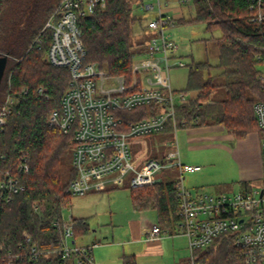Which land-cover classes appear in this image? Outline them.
I'll use <instances>...</instances> for the list:
<instances>
[{
	"label": "trees",
	"instance_id": "1",
	"mask_svg": "<svg viewBox=\"0 0 264 264\" xmlns=\"http://www.w3.org/2000/svg\"><path fill=\"white\" fill-rule=\"evenodd\" d=\"M16 1L0 0V55H8L0 90L10 88L17 98L0 132V180L8 174L16 176L25 190L12 195L9 201L0 199V243L16 251L20 244L26 250L36 246L42 251L36 258L25 257L16 264H73V260L49 252L63 244L66 222L62 211L70 201L68 186L78 176L73 165L67 167L71 135L47 122L50 112L60 107L70 71L46 60L51 32H41L44 20L18 25L21 21L9 18L11 12H17ZM250 1L192 0L195 16L189 21L204 22L206 30L221 31L222 35L214 38L219 60L217 64L192 63L188 90L195 91V95L176 107L175 117L165 129L222 125L238 139L255 131L262 134L254 106L264 101V72L258 68V63L264 62V22L252 20ZM135 4V0H108L104 8L97 7L93 15L80 19L86 62H97L112 74L130 76L135 56L146 51L149 41L143 18L134 13ZM136 26L145 32L138 42L133 39ZM219 88L224 96L217 98ZM23 158L29 166L27 173L19 168ZM178 183L179 179H160L154 184L130 187L133 208L154 210L163 228L179 226ZM243 183L248 187L246 181ZM69 223L75 238L91 230L84 217L71 216ZM24 232L31 236V242H27ZM197 254L202 264H244L242 250L235 246L231 233L219 235ZM0 264L8 263L2 260ZM123 264H137L135 255H124Z\"/></svg>",
	"mask_w": 264,
	"mask_h": 264
},
{
	"label": "built area",
	"instance_id": "2",
	"mask_svg": "<svg viewBox=\"0 0 264 264\" xmlns=\"http://www.w3.org/2000/svg\"><path fill=\"white\" fill-rule=\"evenodd\" d=\"M180 1L188 5L192 3V0ZM107 2L59 0L41 31L51 32L46 60L70 71L60 107L53 109L47 118L48 124L71 135L73 140V166L78 176L70 182L68 191L74 195H86L123 185L128 177L130 187L154 184L161 179L160 173L164 169L175 166L182 175L178 183L181 196L179 226L188 237L191 252L190 260L183 264H202L197 250L209 246L224 233L234 234V244L242 250L244 264H264V188L233 193H193L184 184V172L198 171L202 166L181 160L177 138L171 140L175 148L169 156L149 158L140 168L135 167L128 138L164 130L168 121L175 117L176 107L186 102L188 95L185 91L176 92L170 83L169 70L175 64L172 59L178 45L165 31L166 27L174 24V18L163 11L161 0L142 5L145 10H157V15L148 21L147 27L158 33H153L148 41L143 53L148 57L134 60L130 76L112 74L97 62H86L80 19L93 15L97 7L104 8ZM250 2L254 11L252 20L264 22V0ZM140 5L139 1L135 4L137 7ZM177 64L185 65L182 60ZM8 84L10 86V82ZM24 90L26 92L27 88ZM39 92L44 94L45 91L39 88ZM16 103L17 98L10 88L0 90V132L4 130ZM142 106L157 108L158 111L134 119L124 116V112ZM254 109L264 135V101L256 102ZM261 155L264 169V136ZM170 158L176 160L172 162L168 160ZM19 168L25 173L29 171L26 158L20 162ZM24 190L25 185L16 176L8 174L0 180V199L9 201L12 195ZM35 209H38L37 204ZM162 233V226L158 222L153 223L147 239L160 238ZM23 235L28 243L31 242L27 232ZM97 245L76 243L72 225L65 223L62 246L49 252L73 260V264H95L93 249ZM41 252L36 246L26 250L20 244V250L16 251L0 243V262L7 260L8 264H16L25 257L34 259Z\"/></svg>",
	"mask_w": 264,
	"mask_h": 264
},
{
	"label": "rangeland",
	"instance_id": "3",
	"mask_svg": "<svg viewBox=\"0 0 264 264\" xmlns=\"http://www.w3.org/2000/svg\"><path fill=\"white\" fill-rule=\"evenodd\" d=\"M58 1L17 0L15 4L17 12H11L9 18L12 21H21L18 25L26 24L29 20H44L45 24L48 19V11ZM138 1L141 5L134 6V13L143 18V26L150 40L151 35L158 32L150 29L147 25L148 21L157 15V10H145L142 5L154 0H135V3ZM161 3L163 11L168 12L174 18V24L166 27L165 31L170 33L171 38L178 45L174 51V59H172L175 64L169 70L171 86L176 92L187 90L188 97L194 96L195 91L188 90L190 66L194 61L218 63V48L214 38L220 37L221 31L219 29L206 30L204 22L189 21L195 16V8L192 3L188 5L180 0H161ZM145 32L142 31L141 27L136 26L133 35L134 41H140ZM147 57V54H138L134 60L138 61ZM179 60H182L185 65H178L177 61ZM258 68L264 72V62L258 63ZM139 78L142 80L141 74H139ZM215 96L217 98L223 97V89L219 88ZM156 111H158L157 108L154 110L151 107L137 108L124 112V116L134 119L135 117H146ZM214 135L217 136L218 133ZM200 136H206V134L203 133ZM263 136V134L255 131L246 138L234 137L232 141L219 138L193 139L199 137V134L189 135L186 129L178 128L176 133L174 130L164 129L151 134L130 136L128 144L134 157L133 163L136 168H140L143 162L149 158L169 156L175 148L172 146L171 140L177 138L181 160L183 162L197 161L202 166L201 170L184 172L183 181L188 189L193 193L196 191L233 193L247 189L264 188V175L261 172L253 178H243L242 176L244 175L242 170L250 169L255 164L256 152V158L259 157L262 162L261 139ZM238 146L240 147L238 148ZM247 152L250 154L248 158L245 157ZM168 160L173 162L176 159L170 158ZM72 165L71 147L67 167ZM67 167L66 171L68 170ZM160 176L163 180L182 178L179 169L175 166L167 167L160 173ZM243 179H247L248 187L244 185ZM129 180L130 177L126 179L123 185L110 186L106 190H95L87 195H70V201L62 211L63 220L69 223L71 216L89 215L88 220L91 228L88 233L78 235L75 238L76 243L80 245L98 243L94 248L96 264L101 256H110L116 261L119 258L122 263V255L136 251L144 252L137 256L138 264H183L189 261L191 252L188 237L183 233L180 226L162 227L161 242L153 243L149 247L146 246V242L142 240L143 238L145 240L143 229L149 223H157V215L154 210L149 209L142 212H151L153 217H144L140 211L132 207ZM137 230L141 231L139 237L142 239L135 244L133 238L138 236ZM206 248L197 251L203 252ZM113 263L115 264V261Z\"/></svg>",
	"mask_w": 264,
	"mask_h": 264
},
{
	"label": "crops",
	"instance_id": "4",
	"mask_svg": "<svg viewBox=\"0 0 264 264\" xmlns=\"http://www.w3.org/2000/svg\"><path fill=\"white\" fill-rule=\"evenodd\" d=\"M186 129V132L189 134V135H192L193 133L194 134H199V137H194L193 139H197V138H219V139H224V140H228V141H232L234 139V137L230 134H228L224 127L222 125H204V126H192V127H188V128H184ZM205 133L206 136H200V134H203ZM215 133H218V135H214ZM239 143V141H238ZM240 146H238L239 148ZM245 151H248L247 149H244ZM257 152L255 153V164L253 165L252 168H248V169H244L242 170V175L243 178H253L255 175H257L258 173H262V175L264 174V169H263V165H262V162H261V159L259 157H257ZM245 157L248 158L250 157V154L249 152L245 153ZM251 159V158H250ZM254 160V159H253ZM185 163H189V164H199V162L195 161V162H185ZM161 177V176H160ZM162 179V178H161ZM242 181H247V179H243ZM109 188V187H106V189ZM105 188L102 189V190H106ZM92 193V192H91ZM87 195V194H86ZM133 207V206H132ZM144 211V210H142ZM140 211V213L145 217L147 216L148 218H152L153 217V214L151 212H142ZM80 217H84V218H87L89 219V215H81ZM89 222V220H88ZM152 223H149L148 226H146L144 229H143V234L145 235V240L144 238L142 239L141 237H139V235L141 234V231L137 230L138 232V236H135L133 238V243H139V240H143L146 242V246H150L152 245L153 243H160L161 242V238H157V239H153V240H149L147 239V233H148V230H149V227L151 226ZM163 235V234H162ZM161 235V236H162ZM76 241V239H75ZM144 253V252H143ZM142 252L139 253L138 251L134 252V253H130V254H124V255H132L134 254L135 257H136V260H137V256L143 254ZM93 255H94V249H93ZM124 255H122L124 257ZM123 257H122V263H121V259L117 258V261L115 259H111L110 256H101L98 260V263L97 264H114L113 261H115V264H123ZM94 262L96 264V260H95V257H94ZM138 264V263H137Z\"/></svg>",
	"mask_w": 264,
	"mask_h": 264
},
{
	"label": "water",
	"instance_id": "5",
	"mask_svg": "<svg viewBox=\"0 0 264 264\" xmlns=\"http://www.w3.org/2000/svg\"><path fill=\"white\" fill-rule=\"evenodd\" d=\"M8 63V55H0V85Z\"/></svg>",
	"mask_w": 264,
	"mask_h": 264
}]
</instances>
